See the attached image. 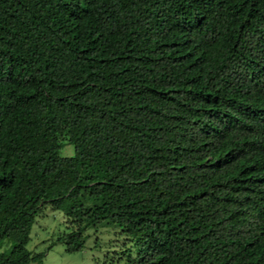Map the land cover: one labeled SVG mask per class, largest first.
<instances>
[{
    "label": "trees",
    "instance_id": "trees-1",
    "mask_svg": "<svg viewBox=\"0 0 264 264\" xmlns=\"http://www.w3.org/2000/svg\"><path fill=\"white\" fill-rule=\"evenodd\" d=\"M49 208L96 264H264V0H0V264Z\"/></svg>",
    "mask_w": 264,
    "mask_h": 264
},
{
    "label": "rangeland",
    "instance_id": "rangeland-1",
    "mask_svg": "<svg viewBox=\"0 0 264 264\" xmlns=\"http://www.w3.org/2000/svg\"><path fill=\"white\" fill-rule=\"evenodd\" d=\"M64 154L72 156L75 148L68 145ZM65 217L61 213H55L50 208L46 214L39 218L36 223L29 248L34 252H46L45 264H96L113 247L111 240L115 238L111 229L102 228L99 236L102 239V246L96 244L95 234L89 239L84 250L76 253L67 252L65 244L58 243V239L66 230ZM9 244V243H8Z\"/></svg>",
    "mask_w": 264,
    "mask_h": 264
}]
</instances>
